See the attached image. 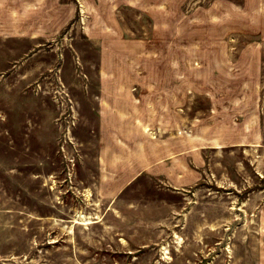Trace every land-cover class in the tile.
I'll use <instances>...</instances> for the list:
<instances>
[{"label": "rangeland", "instance_id": "1", "mask_svg": "<svg viewBox=\"0 0 264 264\" xmlns=\"http://www.w3.org/2000/svg\"><path fill=\"white\" fill-rule=\"evenodd\" d=\"M261 6L13 0L0 11V264H264ZM26 19L27 37L7 32ZM175 78L187 89V186L141 162L130 171V148L114 186L100 85L152 96Z\"/></svg>", "mask_w": 264, "mask_h": 264}, {"label": "crops", "instance_id": "2", "mask_svg": "<svg viewBox=\"0 0 264 264\" xmlns=\"http://www.w3.org/2000/svg\"><path fill=\"white\" fill-rule=\"evenodd\" d=\"M12 1L0 0V11L3 12V15L13 9L11 7ZM260 1L262 2V9L259 14L260 31L264 33L262 23L264 0ZM41 4L44 7V3ZM43 9L41 8L40 12H43ZM41 19L42 21L38 24L39 32L43 31L45 27L52 28L56 25L52 14L51 17L44 16ZM22 26L18 24L17 27L16 24L10 23L7 32L10 34V31L15 29L18 31L17 36L20 39L22 34L27 37L33 29V25L26 19V23ZM32 38L37 39L38 37L34 35ZM171 74H173V70H171ZM169 76L173 75L169 74ZM174 81L175 84L173 85L162 83L160 85L162 87L156 89L152 96L147 90H144L147 88L145 84L135 87V84H108L103 82L100 85L98 98L100 132L103 137L101 138L103 150L100 157L105 158L107 154L105 161H109V169L115 174L110 179L113 183L115 182L114 186H117L118 183L121 186L124 182V172L121 171V167L129 148L132 151V154L127 156L130 159L127 168L130 171H139L141 168L135 164L141 162L142 171L147 170L156 173V176L167 177L170 180V185L176 188L187 186V137L186 135L182 136L180 126L182 109L179 107H182L181 104L186 102L187 89L186 85L181 82L176 83V78ZM179 81H181V77ZM149 126L157 129V136L147 132Z\"/></svg>", "mask_w": 264, "mask_h": 264}]
</instances>
